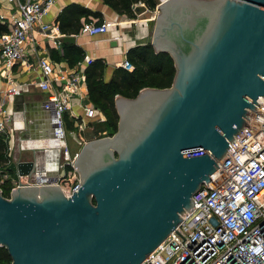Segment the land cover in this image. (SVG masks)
<instances>
[{"label": "water", "instance_id": "1", "mask_svg": "<svg viewBox=\"0 0 264 264\" xmlns=\"http://www.w3.org/2000/svg\"><path fill=\"white\" fill-rule=\"evenodd\" d=\"M158 8L151 45L173 58L172 86L115 99L117 131L82 146L70 196L57 184H21L9 197L0 190V246L12 264H140L194 209V193L262 101L264 0ZM133 11L150 13L142 4ZM35 165L15 161L8 170L19 180Z\"/></svg>", "mask_w": 264, "mask_h": 264}, {"label": "built area", "instance_id": "2", "mask_svg": "<svg viewBox=\"0 0 264 264\" xmlns=\"http://www.w3.org/2000/svg\"><path fill=\"white\" fill-rule=\"evenodd\" d=\"M167 1L156 0L154 9L144 3L136 4L145 5L155 18L159 14L158 7ZM8 2L21 13V18L16 19L10 31L0 38V58L9 67L23 63L38 71V88L47 94L44 108L52 114L50 139L56 142L53 148L58 149L61 156L56 176L37 167L32 176L15 180L8 167L0 168V190L3 193L9 187L11 193L21 184H57L70 196L80 186V175L74 167L79 151L72 153L67 143L66 116L71 110V99L82 91L84 69L89 61L77 62L67 77H61L62 84L54 85V63L45 57L33 62L25 49L35 42V32L47 39L60 37L57 26L45 22L55 0ZM108 30L106 22L90 21L82 28L90 36L103 35ZM121 66L133 70L128 59ZM19 93L20 87L13 82L3 95L0 92V133L4 135H11L13 130L6 102ZM249 113L246 125L236 136L237 141L229 147L208 184L204 182L194 193V209L181 215L179 225L140 264H264V97L256 110ZM74 117L78 120L74 130L82 145L86 141L83 132L89 123L94 119H106L96 108H85L84 115L75 114Z\"/></svg>", "mask_w": 264, "mask_h": 264}, {"label": "crops", "instance_id": "3", "mask_svg": "<svg viewBox=\"0 0 264 264\" xmlns=\"http://www.w3.org/2000/svg\"><path fill=\"white\" fill-rule=\"evenodd\" d=\"M73 4L90 9L100 15L99 17L91 15L88 20L85 16L81 17L82 27L79 32L65 35L60 30L58 18L67 7ZM19 18H21V13L15 9L12 3L8 0H0V25L7 28L6 31H0V38L10 31L14 21ZM99 20L109 24V30L106 34L90 36L82 31L84 23L88 21L99 23ZM45 22L57 26L60 37L57 40H52L35 32L33 34L35 42L29 43L25 53L33 62L39 57H45L54 63L53 83L57 86L62 84L61 77H67L76 65H70L65 56V51L69 50L67 46L73 45L82 50L84 54L82 60L87 59L89 61V63H86L85 69L96 60L104 62L106 64L104 78L108 82L115 70L122 67V62L128 58L127 52L129 49L151 43L148 41L150 31L148 23H145L136 14L134 17L119 14L105 4L103 0H55L53 7L45 17ZM65 36L75 37V43L66 44L61 42L60 39ZM12 82L20 87V93L6 102V109L12 116L13 130L11 135L0 133L6 145L2 153L7 158V162L1 165L0 168H7L15 161L29 162L34 159L36 160L35 170L37 167L43 168L50 176H56L59 173L60 159L55 157L56 155L50 150L51 147H42L45 141L52 140L50 138L53 135V128L52 114L44 108L47 94L38 88V71L29 69L23 63L9 67L0 58L1 95L11 87ZM117 97H120V95H117ZM85 108L97 109L89 98L86 81L83 83L81 93L71 99V110L66 116L67 128L73 130L71 133H75L74 126L78 125V120L75 119L74 115H84ZM93 122L99 121L94 119L84 130L83 134L86 141L83 145L89 137L95 136L97 138V131L91 128ZM72 144L73 146H70L68 143L72 153L80 151L83 146L77 135ZM9 147L12 149L10 150ZM32 175L33 173L30 176Z\"/></svg>", "mask_w": 264, "mask_h": 264}, {"label": "trees", "instance_id": "4", "mask_svg": "<svg viewBox=\"0 0 264 264\" xmlns=\"http://www.w3.org/2000/svg\"><path fill=\"white\" fill-rule=\"evenodd\" d=\"M103 1L119 14L128 17L135 16L132 7L136 3H144L149 9H154L156 5V0ZM91 15L99 17L100 14L77 4L70 5L58 18L60 30L65 35L78 33L82 27L80 18L85 16L88 20ZM101 22L102 20H99V23ZM6 30L5 26L0 25V31ZM67 48L69 50L65 51V56L70 65L74 66L83 59L84 54L80 48L73 45L67 46ZM127 57L133 65V70L128 71L119 67L108 82L104 78L106 69L104 62L96 60L84 69V81H86L89 98L105 116L106 126L110 127L114 133L117 131L119 122V115L115 106L117 95L133 99L145 87L170 88L176 73L174 60L170 54L165 52L156 53L151 43L129 49ZM5 147V142L0 135V166L7 162V158L2 153ZM3 195L9 197V187L4 189ZM0 264H12V258L3 246H0Z\"/></svg>", "mask_w": 264, "mask_h": 264}, {"label": "rangeland", "instance_id": "5", "mask_svg": "<svg viewBox=\"0 0 264 264\" xmlns=\"http://www.w3.org/2000/svg\"><path fill=\"white\" fill-rule=\"evenodd\" d=\"M140 17H141L142 20L147 19V18L150 17V20L148 22L145 21V23L149 24L148 28H149L150 31H149L148 41L151 42L152 31H153V28H154L156 17L153 18L152 13L142 14V15H140ZM89 125H90V123H89ZM91 128H94L97 131V135H96L97 138L112 136L114 134V131L110 127H107L106 124H105V121H103L101 119H100L99 122H93L91 124ZM71 131H73V130L67 128V132H68L67 133V142L69 143L70 146H73L72 142H73V140L76 137V132L74 130L75 133H71ZM84 137H85V135H84ZM45 146L48 147V145H45ZM53 146H56V143L53 144ZM52 152L56 155L55 151H52Z\"/></svg>", "mask_w": 264, "mask_h": 264}, {"label": "bare ground", "instance_id": "6", "mask_svg": "<svg viewBox=\"0 0 264 264\" xmlns=\"http://www.w3.org/2000/svg\"><path fill=\"white\" fill-rule=\"evenodd\" d=\"M56 142L55 141H53V140H47V141H45L44 142V145L42 146L43 148L44 147H46L45 145H48V147H53V144H55ZM41 147V148H42ZM48 147H46V148H48Z\"/></svg>", "mask_w": 264, "mask_h": 264}, {"label": "flooded vegetation", "instance_id": "7", "mask_svg": "<svg viewBox=\"0 0 264 264\" xmlns=\"http://www.w3.org/2000/svg\"><path fill=\"white\" fill-rule=\"evenodd\" d=\"M56 153V152H55ZM60 153V151H59ZM61 154L56 153V157L60 159Z\"/></svg>", "mask_w": 264, "mask_h": 264}]
</instances>
